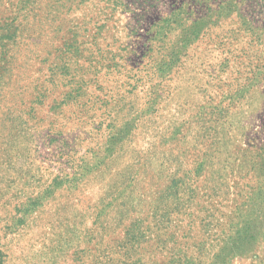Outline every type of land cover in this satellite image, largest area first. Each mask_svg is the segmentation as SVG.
<instances>
[{
    "label": "rangeland",
    "instance_id": "374dc122",
    "mask_svg": "<svg viewBox=\"0 0 264 264\" xmlns=\"http://www.w3.org/2000/svg\"><path fill=\"white\" fill-rule=\"evenodd\" d=\"M0 264H264V0H0Z\"/></svg>",
    "mask_w": 264,
    "mask_h": 264
}]
</instances>
